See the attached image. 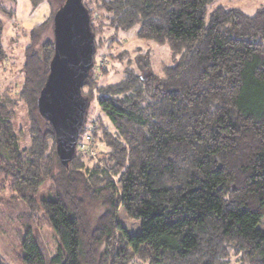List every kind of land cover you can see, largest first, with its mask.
I'll use <instances>...</instances> for the list:
<instances>
[{"label": "trees", "instance_id": "trees-1", "mask_svg": "<svg viewBox=\"0 0 264 264\" xmlns=\"http://www.w3.org/2000/svg\"><path fill=\"white\" fill-rule=\"evenodd\" d=\"M213 1L82 0L95 52L136 27V38L165 45L171 61L143 76L147 55L136 66L127 60L117 80L101 84L93 64L80 89L81 132L106 150L76 148L66 163L38 108L53 41L33 48L56 12L29 30L22 85L14 92L0 81V173L23 198L24 220L42 218L54 247L47 255L28 228L24 264H264V7L210 10ZM13 13L0 0V34L2 15ZM19 101L24 128L15 124ZM86 199L105 207L88 232ZM119 208L139 221L135 233Z\"/></svg>", "mask_w": 264, "mask_h": 264}, {"label": "rangeland", "instance_id": "rangeland-1", "mask_svg": "<svg viewBox=\"0 0 264 264\" xmlns=\"http://www.w3.org/2000/svg\"><path fill=\"white\" fill-rule=\"evenodd\" d=\"M2 3L14 10L11 16L2 15L3 29L0 34L3 55L0 61V81L2 87H8L11 91L16 92L22 85L24 48L30 43L29 30L40 23L47 22L58 10V8L66 0H1ZM51 2V3H50ZM217 6H225L228 8H238L246 14H252L259 7H264V0H214L209 9L212 10ZM133 27L129 32L120 33V45L109 48L108 42L95 52V74L98 83H108L117 80L127 60H131L134 66L139 60H143L147 55L149 67L142 71V75L149 76L151 73L161 74L162 66L169 64L171 55L165 45L145 42L136 38ZM111 34L106 30L105 37ZM53 20L39 32L35 41L34 49L41 53V47L46 40L53 41ZM123 52V58L120 56ZM1 55V56H3ZM110 55H113L111 58ZM113 63V64H112ZM112 64V65H111ZM108 69V70H107ZM16 96V95H15ZM25 110L22 102H18L16 106L15 124L17 127L24 128ZM97 114V106L92 102L89 109V120L95 119ZM95 147L97 155L99 151H105L106 147L102 144ZM60 167L55 165V173ZM49 184L41 189L44 196L48 195ZM23 198L18 197L16 192L10 188V178L6 173H0V264H24L19 254L21 251V239L29 228L37 237L41 247L47 255H50L52 247H54V237L52 231L46 225L42 218H38L36 213L34 216L25 221L23 212H26ZM105 207L100 202H84V214L87 230H92L98 221L100 215L104 212ZM40 216V214H39ZM118 219L127 228L129 233H135L139 228V221L127 218L123 211L118 209ZM259 227L264 230V216L262 217ZM104 248L102 243L99 252ZM229 264H240L235 257L230 259Z\"/></svg>", "mask_w": 264, "mask_h": 264}, {"label": "water", "instance_id": "water-1", "mask_svg": "<svg viewBox=\"0 0 264 264\" xmlns=\"http://www.w3.org/2000/svg\"><path fill=\"white\" fill-rule=\"evenodd\" d=\"M53 55L38 98L41 115L51 125L63 162L74 154L87 100L81 86L93 67L95 44L90 15L82 0H66L53 18Z\"/></svg>", "mask_w": 264, "mask_h": 264}, {"label": "built area", "instance_id": "built-area-1", "mask_svg": "<svg viewBox=\"0 0 264 264\" xmlns=\"http://www.w3.org/2000/svg\"><path fill=\"white\" fill-rule=\"evenodd\" d=\"M76 148L80 151H83L87 154L94 155L95 149L93 148L92 135L90 132H81L77 139Z\"/></svg>", "mask_w": 264, "mask_h": 264}]
</instances>
